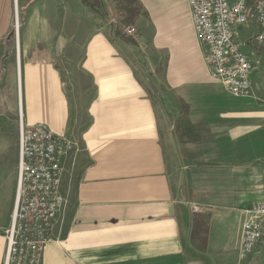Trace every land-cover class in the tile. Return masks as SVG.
I'll use <instances>...</instances> for the list:
<instances>
[{
	"label": "crops",
	"instance_id": "1",
	"mask_svg": "<svg viewBox=\"0 0 264 264\" xmlns=\"http://www.w3.org/2000/svg\"><path fill=\"white\" fill-rule=\"evenodd\" d=\"M136 1L130 36L115 31L119 0H0V193L16 172L18 50L23 123L75 145L42 264H242L261 197L264 46L238 30L255 70L251 95L232 96L208 74L187 0Z\"/></svg>",
	"mask_w": 264,
	"mask_h": 264
},
{
	"label": "built area",
	"instance_id": "2",
	"mask_svg": "<svg viewBox=\"0 0 264 264\" xmlns=\"http://www.w3.org/2000/svg\"><path fill=\"white\" fill-rule=\"evenodd\" d=\"M192 27L210 78L235 97L251 95L255 65L242 52L238 30L255 29L252 41L264 46V0H187ZM17 30V22H14ZM127 35L136 34L127 27ZM74 143L45 125L18 126L15 198L8 226L3 264H42L45 245L66 205L61 193L64 161ZM261 197L246 211L241 224L238 260L264 264V162ZM191 214L201 208L188 205Z\"/></svg>",
	"mask_w": 264,
	"mask_h": 264
},
{
	"label": "rangeland",
	"instance_id": "3",
	"mask_svg": "<svg viewBox=\"0 0 264 264\" xmlns=\"http://www.w3.org/2000/svg\"><path fill=\"white\" fill-rule=\"evenodd\" d=\"M15 16H14V22H15ZM15 25V23H14ZM20 25L19 22V16H18V27ZM15 29V27H14ZM137 33V32H136ZM156 79V78H155ZM144 80H145V84H146V88L151 90V95L153 93V96H156V93L153 91L152 86H158L160 83H158L159 81L154 80V78L152 77V73H150L148 71V69H145V73H144ZM149 91V90H148ZM16 124L19 126L20 121H23V109L20 106H18V104L16 105ZM2 111H7L5 110L4 107L2 108ZM12 112V111H11ZM22 114V115H21ZM22 117V119H21ZM17 161H18V146H17ZM16 169H17V163H16ZM15 178L14 181L12 183V185L9 186V191L7 194L4 193H0V222H2L4 225V228H6L10 222V217H11V213H12V208H13V204H14V198H15V187H16V172H15ZM68 205V203H67ZM67 205H65L67 207ZM211 237H213V235H211ZM256 264H261V263H256Z\"/></svg>",
	"mask_w": 264,
	"mask_h": 264
},
{
	"label": "trees",
	"instance_id": "4",
	"mask_svg": "<svg viewBox=\"0 0 264 264\" xmlns=\"http://www.w3.org/2000/svg\"><path fill=\"white\" fill-rule=\"evenodd\" d=\"M85 1V0H84ZM118 12V18L120 21L118 22V25L116 26V32H120L121 26H130L134 19L138 16H140V5L136 0H119L118 8L116 9Z\"/></svg>",
	"mask_w": 264,
	"mask_h": 264
},
{
	"label": "bare ground",
	"instance_id": "5",
	"mask_svg": "<svg viewBox=\"0 0 264 264\" xmlns=\"http://www.w3.org/2000/svg\"><path fill=\"white\" fill-rule=\"evenodd\" d=\"M15 22H17L16 23V25H17V29H18V12H17V9H16V16H15ZM16 61H17V92H18V102H19V106H20V100H21V90H20V71H19V63H18V50H17V57H16ZM21 119H22V117H21Z\"/></svg>",
	"mask_w": 264,
	"mask_h": 264
}]
</instances>
